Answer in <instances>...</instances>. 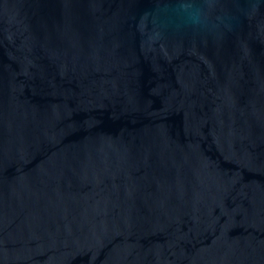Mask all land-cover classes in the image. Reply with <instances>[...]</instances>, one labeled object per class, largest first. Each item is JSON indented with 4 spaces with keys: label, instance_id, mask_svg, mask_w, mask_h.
I'll return each mask as SVG.
<instances>
[{
    "label": "water",
    "instance_id": "1",
    "mask_svg": "<svg viewBox=\"0 0 264 264\" xmlns=\"http://www.w3.org/2000/svg\"><path fill=\"white\" fill-rule=\"evenodd\" d=\"M0 264H264V0H0Z\"/></svg>",
    "mask_w": 264,
    "mask_h": 264
}]
</instances>
